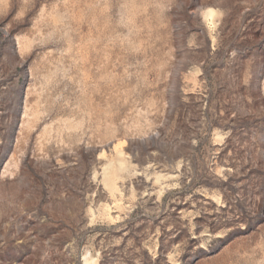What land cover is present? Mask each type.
I'll return each instance as SVG.
<instances>
[{
	"label": "rangeland",
	"instance_id": "obj_1",
	"mask_svg": "<svg viewBox=\"0 0 264 264\" xmlns=\"http://www.w3.org/2000/svg\"><path fill=\"white\" fill-rule=\"evenodd\" d=\"M0 264H264V0H0Z\"/></svg>",
	"mask_w": 264,
	"mask_h": 264
}]
</instances>
